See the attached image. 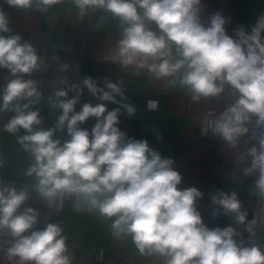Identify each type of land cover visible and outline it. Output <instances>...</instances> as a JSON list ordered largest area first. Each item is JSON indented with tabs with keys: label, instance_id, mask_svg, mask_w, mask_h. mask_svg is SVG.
Here are the masks:
<instances>
[{
	"label": "clouds",
	"instance_id": "9594fccd",
	"mask_svg": "<svg viewBox=\"0 0 264 264\" xmlns=\"http://www.w3.org/2000/svg\"><path fill=\"white\" fill-rule=\"evenodd\" d=\"M61 0H7L9 6L28 10L35 4L40 11ZM83 17L87 10H103L120 21L121 38L105 61L119 63L122 69L134 67L136 74L147 69L157 79H168L187 90L193 102L221 99L226 89L235 101L219 115L209 110L203 119L202 135L209 130L229 148L236 149L249 134L247 126L255 117L248 147L238 159L250 158L245 176L258 173L257 195L264 199V15L251 32L243 27L226 32L228 22L219 12L207 26L202 22L201 0H73ZM10 21L0 10V69L7 70L0 90V113L14 115L4 131L23 135L17 141L32 158L25 175L35 177L36 191L49 207H63L66 198H76V207L98 210L112 223L116 236L130 235L142 255L160 258L161 264H264V250L237 241L236 229L207 227L197 210L203 193L196 187L181 189L182 175L172 158L162 157L148 141L127 138L118 127L123 109L129 117L136 109L123 103L121 83L105 78L103 87L91 76L66 90L57 89L49 97L60 115L55 125L42 127L41 99L37 81L25 79L42 67L44 61L35 47L11 32ZM68 64H62L66 71ZM65 77L60 82L67 83ZM100 103L82 104L76 110L83 90ZM76 95L69 98V92ZM117 97L121 99L118 100ZM119 105L109 110L107 104ZM154 108L155 102L150 101ZM95 118L91 130L82 127ZM258 130V131H257ZM57 132L66 133L63 140ZM29 198L27 189L0 183V240L2 259L7 264H72L66 237L57 223L36 229L38 211H19ZM212 203L245 224L238 193L217 191ZM216 213H214L215 215ZM246 230L252 235L251 224ZM5 245H7L5 247Z\"/></svg>",
	"mask_w": 264,
	"mask_h": 264
},
{
	"label": "crops",
	"instance_id": "0c3cea01",
	"mask_svg": "<svg viewBox=\"0 0 264 264\" xmlns=\"http://www.w3.org/2000/svg\"><path fill=\"white\" fill-rule=\"evenodd\" d=\"M0 10L5 12L10 21L11 32L5 35H20L23 41L35 47L44 61L41 77L36 79L41 99L34 108L40 110L42 127L54 126L60 115L58 108L51 107L49 97L53 96L55 90H66L73 84L68 80L66 84L60 81L65 77H76L83 88L82 80L85 76H91L101 87L105 78L121 83L125 97L122 102L129 103L136 109L131 117L122 109L119 117L118 127L129 132L128 138L146 139L150 148L175 162L190 158L194 141L200 136L206 137L215 146L219 138L213 136L210 130L207 135H202L203 119L208 109L215 110L216 115L225 109L227 89L221 99L193 102L187 90L179 83L169 85L168 79L172 78L157 80L147 69L140 70L137 75L134 67L122 69L119 63L105 61L103 56L109 55L110 50L115 48L114 41L121 38L122 32L120 21L111 14L101 9H89L81 17L73 0H61L47 11H40L35 4L28 10L17 9L9 6L7 0H0ZM261 15H264V0H234L232 21L226 28L227 34L234 36V30L241 27L250 33ZM62 64L69 65L66 71L61 70ZM3 86L0 83V90ZM75 95V91L69 92V98ZM150 101L155 102L154 108L149 107ZM86 102L93 105L100 103L84 88L76 110L79 111ZM104 103L109 110L119 106ZM12 115V112L0 113V183L17 189L35 187V177L25 175L33 162L32 158L17 141V136L24 133L21 131L10 134L4 131V125ZM94 123L95 118H90L84 125ZM56 135L63 140L66 133L57 132ZM249 166L250 163H246L239 169L226 164L224 178H214L207 185L204 195L212 203L211 196L217 191L237 192L241 205L251 202L254 207L248 211L245 224H238L233 215L224 219L207 217L198 202L196 207L207 227H219L227 222L246 227L254 220L255 223L251 224L254 234L245 246L256 244L264 250V199L257 195L255 189L258 173L248 176L243 174V170ZM27 207H32L39 213L36 229H43L48 223L60 225L66 237L72 264H78L82 255L98 251H102L106 257L114 255L127 263L161 264L158 257L142 255L130 235L113 234L112 223L115 217L107 219L98 210H90L84 204L77 208L75 197L66 198L63 207L57 210L55 206L49 207L35 188L19 211L22 212Z\"/></svg>",
	"mask_w": 264,
	"mask_h": 264
},
{
	"label": "built area",
	"instance_id": "2783aa9c",
	"mask_svg": "<svg viewBox=\"0 0 264 264\" xmlns=\"http://www.w3.org/2000/svg\"><path fill=\"white\" fill-rule=\"evenodd\" d=\"M233 2L234 0H201V4L203 6L202 11L200 13L201 20L207 26L210 17L219 12L225 18H227V23L225 24V28L230 26L232 21V11H233ZM119 39L114 41L115 47ZM106 56V55H104ZM103 56V57H104ZM8 75L7 70L0 69V83L4 85L5 77ZM41 77V69L32 74L31 76H25V79H33L36 80L37 78ZM69 83L73 84H80L76 77H70L68 79ZM235 101V97L230 95L227 90V95L225 99V108L232 102ZM209 110L213 109H208ZM215 115L216 111L213 110ZM207 114V113H206ZM93 125L86 126L82 125V127L91 130ZM250 129L249 134H246L244 137L241 138L240 145L236 149L229 148L223 141L218 139L216 141L215 146L213 147L210 144V141L204 137L200 136L194 141L193 151L190 158L186 161L175 162L173 167L175 170L180 172L182 175V182L178 186L181 189L196 187L200 190L203 195L199 198L196 202H198L201 207L203 208L207 217H214L217 219H224L228 216H232L231 214H224L222 209H219L217 205L208 202L204 195L206 191L207 185L214 179V178H224L225 176V165L230 164L235 166L236 168H242L246 163H250V158L238 159L243 153L246 152L248 147L257 146L258 142L251 140V130L255 128V119L252 120V123L247 125ZM122 132L126 133L128 138L129 132L124 129H120ZM258 131V130H257ZM34 186H27L28 193H32L34 191ZM85 208V207H84ZM254 208L251 202H247L244 205H241V210L248 213L250 209ZM214 213H216L214 215ZM247 217V216H246ZM231 225L233 228L236 229L238 236L234 237L237 241L243 240L244 246L246 245L247 241L252 237L254 234V229L252 228V235L246 230V227H238L231 222L224 223L223 225L219 226L220 228H224L226 226ZM209 228H216L209 226ZM9 237H0V240H7ZM7 245H5L6 247ZM4 256L3 252H0V264H7L6 261L2 259ZM78 264H132L127 263L120 258L112 255L106 257L102 251H98L94 254H84L80 257Z\"/></svg>",
	"mask_w": 264,
	"mask_h": 264
}]
</instances>
